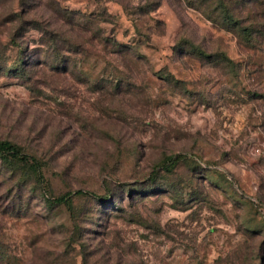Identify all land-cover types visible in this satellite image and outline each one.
Listing matches in <instances>:
<instances>
[{"label": "rangeland", "instance_id": "374dc122", "mask_svg": "<svg viewBox=\"0 0 264 264\" xmlns=\"http://www.w3.org/2000/svg\"><path fill=\"white\" fill-rule=\"evenodd\" d=\"M254 6L0 0V139L36 157L44 178L0 159V264H264V42ZM87 17L141 58L65 54L71 68L54 71L64 62L44 57L85 47ZM116 68L119 85L101 78ZM76 189L99 198L47 201Z\"/></svg>", "mask_w": 264, "mask_h": 264}, {"label": "trees", "instance_id": "16d2710c", "mask_svg": "<svg viewBox=\"0 0 264 264\" xmlns=\"http://www.w3.org/2000/svg\"><path fill=\"white\" fill-rule=\"evenodd\" d=\"M254 8L262 9L261 19L263 20L261 23V33L260 38L262 42H264V0H253ZM82 17V15H79ZM228 17L231 19V21L236 25L242 26V31L248 36V38L252 37V32L249 27H246V25H243V18H234L232 14H228ZM88 23L89 29L92 31L89 32V36H86V39L84 41L85 47L81 43H76L71 45L72 47L70 49H62V48H53V54L52 55H46L44 57L47 60H51L53 62H64V67L52 66L51 68L54 69V71H66L71 68V64L73 59L65 57V54L72 55V56H83L85 57H98L106 59L107 61L110 60V57H108L107 53H124V54H130L131 56H134L135 58H141V55L136 53L138 52V48L134 44H128V45H121L116 41L115 37L107 38L101 29H98L96 27V24L91 17H87L86 19ZM97 28V29H96ZM72 44V43H71ZM98 46L101 48L99 49ZM109 46L112 48L109 49ZM133 53H136L132 55ZM111 56V55H110ZM109 63H112V60L109 61ZM103 79H105L109 83H115L118 84L121 83V76L122 72L116 68L115 70L111 71L110 73H102L101 75ZM117 85V86H118ZM0 159L3 162H23L27 165V169L35 175V178L38 182H44L43 175L41 173V164L37 160L36 157L24 152L20 146L17 144L11 142L7 139H0ZM173 160L170 159L168 163H165L164 169L169 170L171 165H173ZM90 196L93 198H99V195L94 193L93 191L89 190H83V189H76L74 191L68 192L63 195H59L56 197H47V201L54 205H60L63 204L67 207H71L72 197L73 196Z\"/></svg>", "mask_w": 264, "mask_h": 264}]
</instances>
